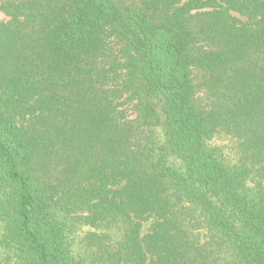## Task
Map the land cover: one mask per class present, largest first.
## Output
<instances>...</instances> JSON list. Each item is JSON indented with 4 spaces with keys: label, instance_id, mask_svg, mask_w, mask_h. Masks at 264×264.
Here are the masks:
<instances>
[{
    "label": "trees",
    "instance_id": "1",
    "mask_svg": "<svg viewBox=\"0 0 264 264\" xmlns=\"http://www.w3.org/2000/svg\"><path fill=\"white\" fill-rule=\"evenodd\" d=\"M0 11V264H264V0Z\"/></svg>",
    "mask_w": 264,
    "mask_h": 264
},
{
    "label": "rangeland",
    "instance_id": "2",
    "mask_svg": "<svg viewBox=\"0 0 264 264\" xmlns=\"http://www.w3.org/2000/svg\"><path fill=\"white\" fill-rule=\"evenodd\" d=\"M10 18L3 13L2 11H0V21H8ZM213 144H219V145H223V146H227L228 150H230L231 148V143L230 140L228 139L227 136H225L224 134H219L216 136V138L212 141ZM151 227V221L150 222H146L144 224V230L143 233H147L149 231Z\"/></svg>",
    "mask_w": 264,
    "mask_h": 264
}]
</instances>
